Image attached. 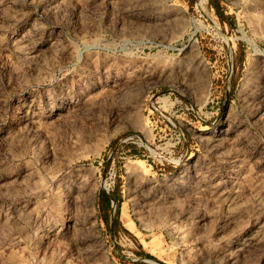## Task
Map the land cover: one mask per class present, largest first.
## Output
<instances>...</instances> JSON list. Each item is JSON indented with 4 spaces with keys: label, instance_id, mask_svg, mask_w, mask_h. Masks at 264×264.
Returning a JSON list of instances; mask_svg holds the SVG:
<instances>
[{
    "label": "rangeland",
    "instance_id": "rangeland-1",
    "mask_svg": "<svg viewBox=\"0 0 264 264\" xmlns=\"http://www.w3.org/2000/svg\"><path fill=\"white\" fill-rule=\"evenodd\" d=\"M141 257L264 264V0H0V264Z\"/></svg>",
    "mask_w": 264,
    "mask_h": 264
},
{
    "label": "trees",
    "instance_id": "trees-1",
    "mask_svg": "<svg viewBox=\"0 0 264 264\" xmlns=\"http://www.w3.org/2000/svg\"><path fill=\"white\" fill-rule=\"evenodd\" d=\"M211 4L213 5V7L215 8V12H216V14H217V16L222 20V21H224V16H223V14L219 11V8H218V6H217V4L215 3V2H211ZM101 193H102V201H103V204H101V206L103 207V208H107V206H110L109 205V201H110V199L111 198H113V199H115L116 201L118 200L116 197H114V195H112V197L109 195V193H107V192H105V191H101ZM117 214V211H115V215ZM114 225H117V223H114L113 222V224L111 225V226H109V230H110V232H111V234L113 233V231H114V229H113V226ZM139 255L140 256H143V257H148V258H152V256H151V254H149V253H147V252H144V251H139ZM140 264H143V262H141V261H138Z\"/></svg>",
    "mask_w": 264,
    "mask_h": 264
},
{
    "label": "crops",
    "instance_id": "crops-1",
    "mask_svg": "<svg viewBox=\"0 0 264 264\" xmlns=\"http://www.w3.org/2000/svg\"><path fill=\"white\" fill-rule=\"evenodd\" d=\"M113 222L118 224V217H117V215H115V211L113 214H109L108 218H107L108 226H111L113 224Z\"/></svg>",
    "mask_w": 264,
    "mask_h": 264
},
{
    "label": "built area",
    "instance_id": "built-area-1",
    "mask_svg": "<svg viewBox=\"0 0 264 264\" xmlns=\"http://www.w3.org/2000/svg\"><path fill=\"white\" fill-rule=\"evenodd\" d=\"M140 260L142 261H148L150 262V264H160L159 262L155 261V260H152V259H146V258H143L141 257Z\"/></svg>",
    "mask_w": 264,
    "mask_h": 264
}]
</instances>
